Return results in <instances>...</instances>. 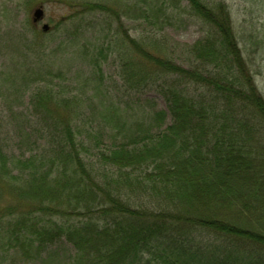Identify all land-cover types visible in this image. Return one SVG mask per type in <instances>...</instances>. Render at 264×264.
Segmentation results:
<instances>
[{
  "label": "trees",
  "instance_id": "trees-1",
  "mask_svg": "<svg viewBox=\"0 0 264 264\" xmlns=\"http://www.w3.org/2000/svg\"><path fill=\"white\" fill-rule=\"evenodd\" d=\"M186 1L210 27L188 65L153 43H121L131 51L122 76L157 88L165 110L124 126L104 117L117 112L102 91L112 33L94 51L98 79L88 76L85 94L62 95L48 79L34 93L40 119L23 134L46 138V152L19 159L0 148V264H264V98L224 1ZM148 5L145 17L168 20L164 0ZM79 7L119 19L108 4ZM86 96L100 98L97 135L80 125Z\"/></svg>",
  "mask_w": 264,
  "mask_h": 264
},
{
  "label": "rangeland",
  "instance_id": "rangeland-1",
  "mask_svg": "<svg viewBox=\"0 0 264 264\" xmlns=\"http://www.w3.org/2000/svg\"><path fill=\"white\" fill-rule=\"evenodd\" d=\"M223 1L237 24L242 26V54L264 98V0ZM84 2L108 4L116 9L119 19H112L104 8L93 12L81 10L79 4ZM149 2L0 0V148L5 153L23 159L46 152L41 145L46 138L34 143V138L29 139L23 134V129L30 132L33 126L28 121L40 119L32 109L36 99L34 93L43 89L44 81L48 79L62 95L85 94L88 76L98 79L92 75L90 65L94 51L106 42L108 35L115 37L111 52L101 57L102 91L104 95L108 93V105L113 104L117 112L104 117L118 116L120 125L124 126L128 118L133 122L141 121L151 109H166V102L157 88L132 89L130 82L122 76V71L127 72L122 69L129 58L126 55L131 52L120 51L122 41L126 44L124 50L131 46V39L154 44L157 48H153L161 54L178 64L188 65L194 61L189 47L206 37L210 27L199 16L188 12L186 0H164L168 20L162 14L158 20L145 17L141 10L149 9ZM39 5L43 6L45 17L35 25L33 11ZM44 24L49 26L47 32L43 31ZM86 51L90 53L84 55ZM87 97H83L85 106L80 112V125L88 130L94 127L93 134L97 135L105 122L100 118V98L89 100ZM109 133L103 136L108 145L114 141ZM89 143L95 145L94 141Z\"/></svg>",
  "mask_w": 264,
  "mask_h": 264
},
{
  "label": "water",
  "instance_id": "water-1",
  "mask_svg": "<svg viewBox=\"0 0 264 264\" xmlns=\"http://www.w3.org/2000/svg\"><path fill=\"white\" fill-rule=\"evenodd\" d=\"M45 17L44 9L42 5H39L36 9L33 11V22L36 25L38 22L42 21ZM49 29V26L44 24L43 25V31L47 32Z\"/></svg>",
  "mask_w": 264,
  "mask_h": 264
}]
</instances>
